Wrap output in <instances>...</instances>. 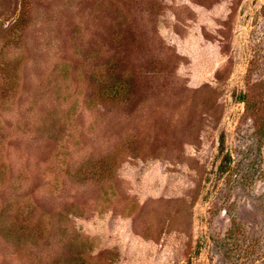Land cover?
<instances>
[{
    "label": "rangeland",
    "instance_id": "rangeland-1",
    "mask_svg": "<svg viewBox=\"0 0 264 264\" xmlns=\"http://www.w3.org/2000/svg\"><path fill=\"white\" fill-rule=\"evenodd\" d=\"M0 264H264V0H0Z\"/></svg>",
    "mask_w": 264,
    "mask_h": 264
}]
</instances>
